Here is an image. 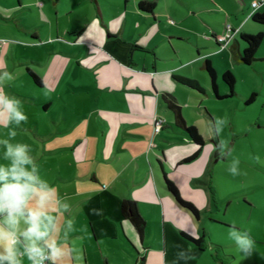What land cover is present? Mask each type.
Instances as JSON below:
<instances>
[{
	"label": "crops",
	"instance_id": "obj_1",
	"mask_svg": "<svg viewBox=\"0 0 264 264\" xmlns=\"http://www.w3.org/2000/svg\"><path fill=\"white\" fill-rule=\"evenodd\" d=\"M96 1L90 0L93 8L88 14L79 11L80 6L78 11L70 8L72 22L63 27L57 8L62 0L52 1L51 16H43L38 26L20 19L21 12L33 11L35 4L26 0H15L10 7L0 4V27L10 28L14 23L15 32L21 33L16 40L0 42V73L13 75L4 83L3 91L20 101L28 116L20 127L12 125L17 131L12 142L29 145L42 178L70 205L62 218V223L73 221L66 241L69 254L63 264H239L238 255L226 248L230 245L216 243L210 230L227 222L233 198L247 200L252 193L228 190L229 182L242 180L245 164L241 156H221L216 140L220 143L223 139L214 127L217 118L202 107L203 99L210 98L207 90L204 88L202 94L175 78L186 77L181 71L196 59L211 60L221 50L215 40L217 33L205 36L207 42H214V53L203 55L198 49L196 59L182 63L180 56L168 54L164 48V43H172L180 34L166 29L169 22L164 21L165 15L157 14L156 0H148L156 3L153 14L139 10L138 3L144 0H137L132 12L128 10L129 0H124V8L110 9L111 14L100 0ZM115 1L120 4L123 0ZM253 3L247 13L237 10L245 18L238 27L232 26L235 38L228 47L233 59V47L239 52L246 47L238 37L252 34L245 31L248 21L255 13H264V0L256 9ZM260 26L257 34L264 32V25ZM42 54L45 61L38 59ZM257 58L256 62H264V52L257 53ZM45 64L50 71L42 73L37 68L42 70ZM28 69L40 77L42 85L33 81ZM83 71L92 75L93 84L84 80ZM181 85L199 101L196 120L187 113L188 104L179 93ZM218 89L220 95L228 94L219 85ZM165 94L176 98L187 123L206 136L201 153L191 162L184 160L199 147L178 126L165 103ZM157 119L163 120L164 126L155 135ZM228 126L236 136L244 133L237 121ZM8 130L0 127V139L7 138ZM233 159L240 161L236 176L228 171ZM165 175L183 200L198 210V217L167 190ZM125 200L135 201L146 221L142 239L122 213ZM245 203V207L252 206ZM205 216H210L207 225H203ZM247 232L253 237L254 233ZM185 235L204 237L202 248ZM177 245L190 249L194 258L178 261ZM24 264H29L26 258ZM244 264L259 263L247 260Z\"/></svg>",
	"mask_w": 264,
	"mask_h": 264
},
{
	"label": "rangeland",
	"instance_id": "obj_2",
	"mask_svg": "<svg viewBox=\"0 0 264 264\" xmlns=\"http://www.w3.org/2000/svg\"><path fill=\"white\" fill-rule=\"evenodd\" d=\"M14 1L15 0H0V4L3 7H10V3L14 4ZM27 1L35 5L32 7L33 11L29 12L24 10L21 12L20 19L23 23L27 22L38 26L41 23L43 16H46L47 18L51 16L53 11V0H26V2ZM100 1L103 4V8L107 11L109 10L108 13L110 14V9L116 7L124 8V5H126L124 0L120 4H117V1L115 0ZM136 1L137 0H129V12H132L135 8ZM248 1L156 0L158 3V9L156 10L157 14L165 15L164 21L170 23H168L169 27H166V29L175 30L180 34V37L173 39L172 43H164L166 52L171 55L175 52L177 56H180L182 59V63L187 62V59L188 61L196 59L198 57V49H200V52H202L203 55L214 53V42H207L205 36H212V33L215 31L218 37L222 35L219 34L222 28H232V26L234 28L238 27L245 17L243 15L244 13L238 12L237 10L242 9L247 13V10H250L252 3V0ZM259 1L260 0H257V2ZM78 6H80L79 11L84 14H88L89 10L93 8V5L90 4V0H77L76 2L74 0H62V4L57 6L60 11V25L62 27L67 22H72V17L68 14V10L73 8L75 9L74 11H78ZM13 24L10 28L0 27V42H5V39L16 40L20 38L18 36L21 33L18 34L15 32L16 29ZM260 28V25H257L250 20L245 27V31L255 34ZM103 29L105 30L104 27ZM235 30L237 31V29ZM238 41L242 42L240 37H238ZM36 48L38 52L41 51L40 48ZM261 52H264V44L258 52V55H260ZM30 53L34 52L30 50ZM10 55H12V52H10ZM214 55L215 56L211 58V61L218 73V85L221 87V91H227V93L229 91L227 85L222 79V74L224 72L228 70L231 71L237 79V96L234 99L228 101H219L216 99L211 89V78L203 69L205 58L199 62L196 59L195 62H193L194 64L185 67L184 70L181 71V74L186 77L197 79L202 87L207 90L210 98L203 99L204 105L202 107H206L209 112L211 111L210 113L213 117L227 119V124L224 127L225 132L224 129L221 132L222 139L227 142L228 148L231 149L232 156H237L238 158L241 156L242 158L240 159L243 160V163L245 164L243 165L242 180H239L238 183L235 184L229 182L228 190H232V192L240 191L241 189L243 191L252 190V193L247 195V200L243 197L232 199L233 204L229 207L227 212V220L225 219L227 222H223V224L230 227L235 226L241 231L250 230L254 233L252 237L255 241L253 255L251 257H245L239 252L234 242L229 239L228 233L231 228L227 226L223 225L218 227V229L212 228V230H210L212 231L211 237L216 243L230 245L226 248L228 249V252H234L238 255L237 262L239 264H244L247 260H255L259 264H264V62H254L249 66L240 64L232 58V52L228 46H224ZM38 59L44 60V54ZM47 59L48 57H46V60ZM37 69L42 73L50 71L46 64L41 68L42 70L39 68ZM83 72L84 80H89L88 83L93 84L94 80H92V75L85 71ZM36 89L39 90L38 88ZM179 89L182 99L188 104L187 113L190 119L196 120L199 118L196 112L199 101L197 102V99L194 97V93L191 90L182 85L179 86ZM253 93L257 94L255 102L247 105L246 100L244 102L243 97L248 99ZM92 94L95 96V92ZM233 121H237L240 130L244 131L242 136H236L234 130L230 129L228 126L230 123L232 124ZM202 136L204 137V140H206V136L204 134ZM35 140H40L37 133L35 134ZM256 156H259L260 158L258 162L254 159ZM183 167L184 166H182V168ZM248 201L252 206L245 207L244 202H247L245 204H248ZM209 217L210 216H205L203 225L208 224ZM230 247L233 248L230 249Z\"/></svg>",
	"mask_w": 264,
	"mask_h": 264
},
{
	"label": "clouds",
	"instance_id": "obj_3",
	"mask_svg": "<svg viewBox=\"0 0 264 264\" xmlns=\"http://www.w3.org/2000/svg\"><path fill=\"white\" fill-rule=\"evenodd\" d=\"M253 7H257L255 0ZM12 79L11 73H0V127L9 129L7 138L0 139V264H24L25 258L29 264H63L69 254L66 241L73 221L62 223V218L70 205L42 178L29 145L12 142L17 136L12 125L18 128L28 121L20 101L3 91L4 83ZM226 124V118L215 120L217 135ZM217 147L222 157L232 155L226 141L221 140ZM254 159L258 162L260 158ZM239 164V159H233L229 173L239 175ZM228 235L240 253L245 257L253 255L255 241L249 232L233 226ZM177 248L178 261L194 258L190 249Z\"/></svg>",
	"mask_w": 264,
	"mask_h": 264
},
{
	"label": "trees",
	"instance_id": "obj_4",
	"mask_svg": "<svg viewBox=\"0 0 264 264\" xmlns=\"http://www.w3.org/2000/svg\"><path fill=\"white\" fill-rule=\"evenodd\" d=\"M54 1L59 2L60 0H54ZM138 8L142 12L153 14V12L156 9V3L153 1L144 0L138 4ZM252 20L257 24L264 25V13H255L252 17ZM240 39L245 43L246 47L242 52H239L238 50H236L235 47H233V57L235 61L240 64L247 65V66L252 65L254 62L259 60L257 58V53L261 45L264 42V32H260L254 35L242 33L240 35ZM218 46L221 49V46L219 44ZM203 69L208 73L209 77L211 78V89L217 99L221 100V99H226V98H234L237 95V92H236L237 79L231 71L228 70L222 74V79L227 85L228 90H229L227 95L222 96L220 95L219 89H218V83H217L218 73L216 69L214 68L212 61L210 59L207 58L205 60ZM28 73L37 85H42V80L36 73H34L30 69H28ZM175 78L179 83H181L182 85L192 90H195L202 94H205L206 92L205 89L202 87V85L199 83V81L196 79L186 78L182 76H176ZM256 96L257 94L253 93L246 100V104L250 105L253 102H255ZM164 100H165L167 107L174 113L178 126L181 129H183L184 132L187 134V136L190 138V140L193 141L199 147L198 151L192 157L184 160L185 163L191 162L199 156L203 146L205 145V141L203 137L201 136V134L199 133L198 129L187 123L183 115V108L177 102L176 98L171 94H165ZM216 144L217 146L219 145V142L217 140H216ZM165 185L167 187V190L172 194L175 200L183 208L189 210L195 216L197 217L199 216L198 210L194 207V205L183 200V198L181 197L179 193L178 188L166 175H165ZM122 213L125 216V218L128 219L132 223L138 235L142 239L144 237L147 224L138 210L137 203L133 200H125L122 203ZM185 236L188 239H190L192 242L197 244L199 247L202 248L204 240H205L204 237L194 238L188 235H185Z\"/></svg>",
	"mask_w": 264,
	"mask_h": 264
},
{
	"label": "built area",
	"instance_id": "obj_5",
	"mask_svg": "<svg viewBox=\"0 0 264 264\" xmlns=\"http://www.w3.org/2000/svg\"><path fill=\"white\" fill-rule=\"evenodd\" d=\"M255 4L257 5V7L259 6V2H255ZM252 7H253V4H252ZM257 7L255 8L253 7V9H256ZM234 38H235V31L231 27H226L225 33L222 34L221 36L216 37L215 40L221 46V49H222L224 46H229ZM163 126H164L163 120L161 119L155 120L154 134L155 135L159 134L161 130L163 129Z\"/></svg>",
	"mask_w": 264,
	"mask_h": 264
}]
</instances>
